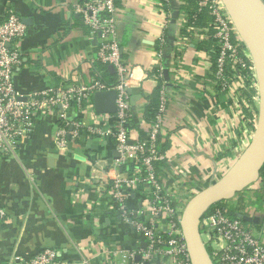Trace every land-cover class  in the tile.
I'll list each match as a JSON object with an SVG mask.
<instances>
[{"label": "crops", "instance_id": "obj_1", "mask_svg": "<svg viewBox=\"0 0 264 264\" xmlns=\"http://www.w3.org/2000/svg\"><path fill=\"white\" fill-rule=\"evenodd\" d=\"M78 1L0 0V20L12 6L26 26L15 70V90L21 98L62 82L87 85L95 79L98 35L90 34L74 10ZM164 1L117 0L116 28L121 57L134 72L128 87L139 96L132 104L133 139L149 130L143 111L158 85L157 41L165 35L162 80L169 100L162 137L168 148L158 176L180 208L188 194L227 170L251 128L242 122L229 93L213 83L214 45L204 26L190 29L183 12L188 2ZM109 71L112 76L106 80L116 81L114 69ZM103 114L95 111L93 100L89 107L70 110L72 119L104 128L109 121L103 122ZM56 124L50 113L37 115L34 128L19 139L15 155L0 157V209L5 211L0 264H21L12 258L28 259L44 248L59 251L55 264H127L112 251L142 246L140 237L130 222L118 219L110 190L94 177L95 161L103 165L115 156L114 139L81 133L66 152H59ZM148 198L145 185L130 190L125 199L130 219L137 218ZM263 221L258 217L250 222L258 227Z\"/></svg>", "mask_w": 264, "mask_h": 264}, {"label": "built area", "instance_id": "obj_2", "mask_svg": "<svg viewBox=\"0 0 264 264\" xmlns=\"http://www.w3.org/2000/svg\"><path fill=\"white\" fill-rule=\"evenodd\" d=\"M193 1L196 12L206 11L210 16V22L203 30L214 39L217 47L212 81L218 90L229 93L242 122L253 124L238 156L247 145L257 118L258 94L253 65L221 0ZM167 2L170 0L164 1ZM116 3L117 0H79L74 5L90 34L98 35L97 61L112 65L116 82L107 85L95 78L87 85H80L66 81L29 93L24 98L15 90V70L21 63L19 44L27 33L26 26L12 6L5 9L0 20V157L15 155L19 139L34 128L35 117L42 113H50L56 118L54 143L59 152H66L69 142L81 133L105 140L113 138L115 156L103 165L97 159L93 166L94 177L99 179L103 189L108 187L110 190L118 219L130 222L145 246L114 250L112 256L117 255L127 264H191L179 224L183 206L177 208L173 195L164 190L155 168V163L165 158L164 153L157 149V138L165 135L167 88L162 81L155 121L149 123L148 133L142 138H131L129 126L133 107L127 88L129 81L134 79V72L127 68L120 54ZM189 27L194 29L195 26ZM164 43L165 35L161 34L156 50L158 63L154 67L156 79L163 77ZM247 81L256 91L251 95L250 105L242 98L243 91L248 88ZM111 89L116 93V109L113 114L104 113L102 116L103 122L109 121V126L83 124L70 117L72 108L80 110L91 105L94 92ZM242 105L249 107L252 113L250 120L245 118ZM126 164L134 167L132 174L124 171ZM141 185L146 186L149 198L137 211V218L130 219L125 199L131 189H139ZM249 187L256 193L253 205L247 200L241 205L238 194L225 200L221 206L208 209L200 219V237L214 264H264V221L256 227L242 218L246 215L264 219V177L259 176ZM191 196L188 194L183 205ZM4 217L5 211L0 209V220ZM247 223L256 227L255 234ZM59 256L57 249L44 248L28 259L14 256L12 260L21 264H55Z\"/></svg>", "mask_w": 264, "mask_h": 264}, {"label": "water", "instance_id": "obj_3", "mask_svg": "<svg viewBox=\"0 0 264 264\" xmlns=\"http://www.w3.org/2000/svg\"><path fill=\"white\" fill-rule=\"evenodd\" d=\"M221 2L253 65L258 94L257 118L247 145L227 170L216 181L195 192L183 205L179 224L191 264H214L199 233L203 214L215 203L231 199L254 184L264 165V0ZM108 69L113 71L112 65H108ZM164 75L166 79V71ZM127 92L130 94L131 104H134L139 96L132 95L130 88H127ZM115 98L116 93L112 89L94 92L92 100L95 111L114 113ZM242 218L247 222L258 221V217L244 215ZM141 245L145 246L144 243Z\"/></svg>", "mask_w": 264, "mask_h": 264}, {"label": "trees", "instance_id": "obj_4", "mask_svg": "<svg viewBox=\"0 0 264 264\" xmlns=\"http://www.w3.org/2000/svg\"><path fill=\"white\" fill-rule=\"evenodd\" d=\"M188 2V6L186 7V9H183V12L185 13L186 17H187V24L189 25H193V26H206L209 22H210V16L208 15V13L206 11H202L200 13L196 12V4L194 3L193 0H186ZM209 40H211L213 42L214 48H213V58H212V70L214 69V61L216 58V54H217V47L215 46L214 43V39L209 37ZM155 70V69H154ZM156 72V70L154 71ZM250 74V72H249ZM93 75L95 76L96 79H98L99 81L106 83L107 85H112L114 84L116 81H107L106 78L107 77H111L112 75L110 74L109 69L107 68V65H104L100 62L96 63L94 68H93ZM105 77V79H104ZM162 78L158 79V85L155 87L154 92L149 95L148 99V103L144 108L143 111V117L144 119L148 122V123H153L155 121V116L157 113V109H158V104H159V89H160V85L162 82ZM248 83V88L246 90L243 91L242 93V98H244V100L247 102L248 105H250L251 103V95L255 94L256 91L254 89V87H250L249 84L250 82L247 81ZM242 107V112L245 115V118L247 117L248 120H250L252 118V113L249 110V107H246L244 105L241 106ZM134 113L131 116V121H130V126L129 128H133V120H134ZM247 127H250L251 129L253 128V124L251 122H248L247 124H245ZM162 137V136H158L157 140V149L159 152L164 153L165 150L168 148V140L167 138ZM164 139V140H163ZM115 144V142H114ZM163 163V161L160 162H156L155 163V168L157 169L158 172V168L160 167V165ZM133 166H130L128 164H126L123 169L124 171L128 172L129 174H132L133 171ZM141 168V167H140ZM144 174L143 169L141 170V175ZM260 176L264 177V172H263V167L260 171ZM142 187V185H141ZM144 187V186H143ZM250 187L244 189L243 191L237 193L236 195L238 196V194L249 190ZM239 203L242 205V203L244 202V199L242 197H240L239 195ZM225 200L223 201H219L217 203H215L212 207H216V206H221L223 204ZM210 207V208H212ZM209 208V209H210ZM60 258V257H59Z\"/></svg>", "mask_w": 264, "mask_h": 264}, {"label": "rangeland", "instance_id": "obj_5", "mask_svg": "<svg viewBox=\"0 0 264 264\" xmlns=\"http://www.w3.org/2000/svg\"><path fill=\"white\" fill-rule=\"evenodd\" d=\"M219 177L218 176H216V177H214V181H216L217 179H218ZM208 185V184H207ZM206 187V186H205ZM204 188V187H203ZM202 188V189H203ZM255 197H256V193H255V191H253V190H251V191H249V194H246V195H244V199L246 198V200L249 202V203H251L252 205L255 203V201L253 202L252 200L253 199H255ZM248 224V226H250V229L252 230V232L255 234L256 233V227L254 226V225H251V223H247ZM137 236H139V235H137Z\"/></svg>", "mask_w": 264, "mask_h": 264}]
</instances>
